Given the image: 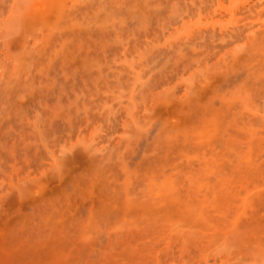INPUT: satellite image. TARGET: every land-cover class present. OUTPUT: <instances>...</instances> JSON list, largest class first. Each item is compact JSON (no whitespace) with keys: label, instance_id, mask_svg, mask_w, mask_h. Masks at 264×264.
<instances>
[{"label":"rangeland","instance_id":"rangeland-1","mask_svg":"<svg viewBox=\"0 0 264 264\" xmlns=\"http://www.w3.org/2000/svg\"><path fill=\"white\" fill-rule=\"evenodd\" d=\"M0 264H264V0H0Z\"/></svg>","mask_w":264,"mask_h":264}]
</instances>
